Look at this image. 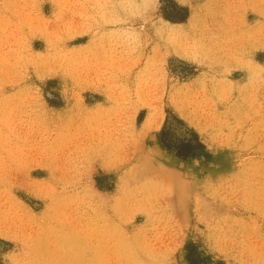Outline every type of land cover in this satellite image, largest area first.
Wrapping results in <instances>:
<instances>
[{"label": "rangeland", "instance_id": "obj_1", "mask_svg": "<svg viewBox=\"0 0 264 264\" xmlns=\"http://www.w3.org/2000/svg\"><path fill=\"white\" fill-rule=\"evenodd\" d=\"M0 48V264H264V0H0Z\"/></svg>", "mask_w": 264, "mask_h": 264}, {"label": "bare ground", "instance_id": "obj_2", "mask_svg": "<svg viewBox=\"0 0 264 264\" xmlns=\"http://www.w3.org/2000/svg\"><path fill=\"white\" fill-rule=\"evenodd\" d=\"M6 31V30H5ZM1 49V48H0ZM165 178V177H164Z\"/></svg>", "mask_w": 264, "mask_h": 264}]
</instances>
